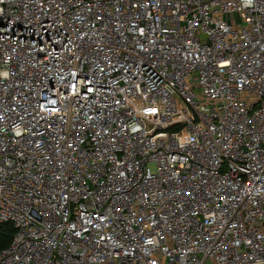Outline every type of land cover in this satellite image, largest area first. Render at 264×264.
I'll list each match as a JSON object with an SVG mask.
<instances>
[{
    "label": "built area",
    "instance_id": "2783aa9c",
    "mask_svg": "<svg viewBox=\"0 0 264 264\" xmlns=\"http://www.w3.org/2000/svg\"><path fill=\"white\" fill-rule=\"evenodd\" d=\"M4 224L0 264H264V0H0Z\"/></svg>",
    "mask_w": 264,
    "mask_h": 264
},
{
    "label": "trees",
    "instance_id": "16d2710c",
    "mask_svg": "<svg viewBox=\"0 0 264 264\" xmlns=\"http://www.w3.org/2000/svg\"><path fill=\"white\" fill-rule=\"evenodd\" d=\"M16 228L12 224H4L0 226V248L8 246L14 235Z\"/></svg>",
    "mask_w": 264,
    "mask_h": 264
},
{
    "label": "rangeland",
    "instance_id": "374dc122",
    "mask_svg": "<svg viewBox=\"0 0 264 264\" xmlns=\"http://www.w3.org/2000/svg\"><path fill=\"white\" fill-rule=\"evenodd\" d=\"M148 166L151 168L152 171H156V165L155 164L150 163Z\"/></svg>",
    "mask_w": 264,
    "mask_h": 264
}]
</instances>
